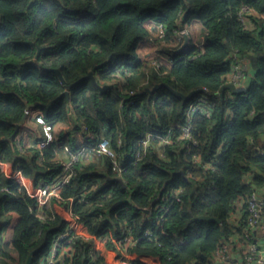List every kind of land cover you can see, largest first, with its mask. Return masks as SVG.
Segmentation results:
<instances>
[{
	"label": "trees",
	"instance_id": "1",
	"mask_svg": "<svg viewBox=\"0 0 264 264\" xmlns=\"http://www.w3.org/2000/svg\"><path fill=\"white\" fill-rule=\"evenodd\" d=\"M241 5L264 13V0H0V264H27L30 255L31 264H48L54 237L70 223L67 207L84 235L118 238L130 229V264H210L227 239L243 235L247 200L264 187V22L257 30L243 29L236 16ZM149 21L166 28L165 42L175 30L199 24L203 50L189 43L156 70L137 53ZM233 52L251 63L247 91L231 99L225 92L209 116L194 115L197 146L178 140L191 99L183 101L170 88L184 95L203 88L217 93ZM96 66L98 84L112 85L102 94L83 79ZM49 69H60L65 82ZM160 83L170 88L149 98L146 89ZM134 97L138 103L130 105ZM26 112L27 119L36 115L38 129L48 127L43 147L32 131L16 132ZM170 130L172 144L153 140L142 161L132 163L140 137ZM80 132L88 134L89 145L108 139L125 171L113 173L108 158L78 164L70 186L60 200L51 199L41 220L35 189L61 171L58 149L82 145ZM194 154L210 167L194 163ZM93 183L87 203H79L77 195ZM176 186L183 188V202H174L159 223L158 214L146 219L141 209ZM146 230L157 243L144 237ZM74 240L66 264L105 260L103 254L91 260V241Z\"/></svg>",
	"mask_w": 264,
	"mask_h": 264
},
{
	"label": "built area",
	"instance_id": "2",
	"mask_svg": "<svg viewBox=\"0 0 264 264\" xmlns=\"http://www.w3.org/2000/svg\"><path fill=\"white\" fill-rule=\"evenodd\" d=\"M238 21L245 30H257L263 25L264 22V13L252 8L248 5H241L236 13ZM151 26L147 27L149 31V36L147 39L153 36L152 31H155V37L157 38V44L166 43L167 30L165 27L149 21ZM148 23V22H147ZM187 27H184L180 31H174V36L181 37L186 33ZM188 35V32H187ZM201 50H203V45L195 44ZM163 63L160 62L159 57L150 63L156 70H158ZM230 65L231 71L225 76V84H232L235 89L239 90V93H245L249 87L250 81L248 79L249 74L252 71V66L247 57L240 56L237 52H233L230 55ZM251 79H254L252 75ZM222 85V86H223ZM204 91L194 95L191 98V101L185 112V125L181 127V133L179 134L178 140H189L193 146H197L198 142L195 139V132L192 130V120L194 115L197 113L205 114L209 116L211 109L215 106L219 98H223L226 92V95L229 99L233 98L235 93L232 90L226 89L222 95L220 90L211 94L208 93L206 88H203ZM238 93V94H239ZM130 95H136L135 91H131ZM136 97L132 98L130 105L137 104ZM28 115V112H26ZM84 130L87 132V127H84ZM88 136V134H87ZM87 136H84V140ZM173 131H168L165 135L147 132L144 136L140 137L138 140V145L141 146L133 159V164H138L142 161L147 148L151 145L152 141H158L160 145H169L172 144ZM20 137L15 138L16 143L19 144ZM45 141L39 142V147L45 145ZM118 146H121V142L118 141ZM66 158L61 161L62 169L59 173L52 175L49 180L41 185H38L35 189V198L37 205L36 217L41 220L45 219L44 209L50 204L52 198L56 200L59 199V195L66 186H70L71 178L76 175L75 167L78 164H85L89 162L104 161L105 158L110 159L111 170L117 175H121L125 171V167L119 160V155L116 150L112 148L108 139H102L96 145H89L83 143L76 151H71L68 147L65 148ZM188 153L191 152V149L187 150ZM158 154L160 157L164 158L162 149L159 150ZM166 158V157H165ZM42 163L41 157L37 160ZM192 161L198 165L205 167H210L209 164H202L200 158L194 154L192 156ZM96 184H91L85 186L81 193L77 195L79 203H87V195L95 188ZM3 188L2 190H4ZM261 189V188H260ZM260 189H255L251 192L247 200V218L246 226L243 231V235L239 236L241 245L244 248V261L246 264H264V192H261ZM183 191L181 186L171 187L165 189L161 192L156 199L148 207H143L141 209L142 213L145 215L146 219L152 218V215H157V223L163 220L164 214L170 206L176 203H182V198L180 193ZM58 200V201H59ZM66 213L70 218V223L67 225L65 230L57 234L53 241L52 245L48 251L45 261L48 264H66L64 258L72 255L74 250V239L76 236H81L87 241H91L92 248L89 250V256L92 261H95L96 254H103L105 260L100 264H130V255L129 248L135 243L130 229L121 227L122 236L118 238H108V237H94L89 236L88 234L84 235L81 233V224L78 219L73 216L70 210L66 209ZM241 215L239 214L237 218L233 219L235 224H238ZM47 219V216H46ZM149 241L157 243L149 230H146L144 233ZM111 243L114 250L107 251L106 244ZM225 252V248H219L215 254H222ZM148 264H153V262H148Z\"/></svg>",
	"mask_w": 264,
	"mask_h": 264
},
{
	"label": "crops",
	"instance_id": "3",
	"mask_svg": "<svg viewBox=\"0 0 264 264\" xmlns=\"http://www.w3.org/2000/svg\"><path fill=\"white\" fill-rule=\"evenodd\" d=\"M149 23L150 22L146 23V28L149 27ZM147 41L148 39H145L138 44V47H137L138 56L144 59V57H142L143 55L151 52V50H154L157 52L158 57L163 60L164 66L167 67L169 66V63H170L169 59L171 58L173 53L183 48L184 43H185V38L183 36L181 37L171 36L168 42L164 44H158V45H150L147 43ZM189 43L190 41L188 40V44ZM252 73L253 72L251 71V73L248 76L249 81L251 80V77L253 75ZM29 115L32 116L31 119H26L25 124L20 129H23L28 132L32 131V134H33L31 137L32 139H39L38 140L39 142L43 141L48 135V132H49L48 127L46 125H42V126H39L40 129H38L37 128L38 126L36 125L34 121V118L36 117V115L35 114H29ZM79 140L81 144L84 143L83 132H80ZM65 148L66 147H63L57 150V160L62 161L66 158ZM247 180L248 181L250 180V175H247ZM260 191L264 192V187H262ZM242 202L243 200H238L235 203L238 206L237 208L238 211H236L235 219L240 213L239 209L241 207ZM222 247L225 248V252L222 254H214V256L212 257L210 261V264H246L244 261V254H243L244 248L240 243L239 236H236V235L231 236L229 239H227L224 242ZM153 264H158V262L155 261Z\"/></svg>",
	"mask_w": 264,
	"mask_h": 264
},
{
	"label": "water",
	"instance_id": "4",
	"mask_svg": "<svg viewBox=\"0 0 264 264\" xmlns=\"http://www.w3.org/2000/svg\"><path fill=\"white\" fill-rule=\"evenodd\" d=\"M183 37L185 38V43H184L183 47H186L187 44H188L189 36L187 34H184ZM97 68H99V67L98 66L94 67L85 77H83V79H90L91 82L93 83V85H95L99 89L100 94H102V93L106 92L107 90L112 89V85H110V84H105V85L98 84V82L96 81V78L94 76V72L96 71ZM49 71L55 72L58 75V77L61 80V82L62 83L65 82L64 79H63V76H62V74L60 72V69H49ZM77 83H78V81L73 83V84H71L68 88L70 89L71 86H73V85H75ZM163 86L169 87L165 83H160V84L154 85L151 89H146V92L148 93V97L150 98L151 96H153ZM170 89L175 95H177L178 97H181L183 99V101L190 100L194 95L204 91V89H197V90H193V91L189 92L187 95H184V94H182V93H180L178 91L173 90L172 88H170ZM226 89L232 90L235 94L239 93V90L235 89L232 84H225V85L221 86V88H220V92L222 93V95H223V92ZM63 94L67 95L68 94V90H66L63 93H61L60 96L63 95ZM26 119H27V113L23 116L21 121L18 123L17 128H16V132L25 124ZM263 139H264V137H263ZM198 219L199 220H205V221H213V220L218 221V219H216L214 217H210V216H200V217H198ZM31 261H32V255H30V257H29V259L27 261V264H31Z\"/></svg>",
	"mask_w": 264,
	"mask_h": 264
},
{
	"label": "rangeland",
	"instance_id": "5",
	"mask_svg": "<svg viewBox=\"0 0 264 264\" xmlns=\"http://www.w3.org/2000/svg\"><path fill=\"white\" fill-rule=\"evenodd\" d=\"M149 26H151L150 23H149ZM187 32H188V34L191 35L190 38H189L190 43L198 44L200 42V39H201V27H200L199 24L195 23L194 25H192V27H190V28L188 27L186 29V33L185 34H187ZM152 34H153V36H151V38L148 39L147 43L150 44V45H158L156 43L158 40L154 36L155 35V31H152ZM142 57H144L143 60L146 61V62H148L149 65H150V63L152 61H154L158 57V55H157V52L156 51L151 50V52L146 53ZM159 59H160V62L164 64L163 60L161 58H159Z\"/></svg>",
	"mask_w": 264,
	"mask_h": 264
}]
</instances>
